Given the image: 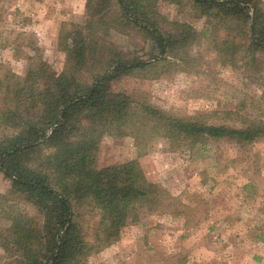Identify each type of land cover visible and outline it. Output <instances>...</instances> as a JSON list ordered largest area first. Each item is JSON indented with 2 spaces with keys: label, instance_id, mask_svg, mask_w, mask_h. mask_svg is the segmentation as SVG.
Wrapping results in <instances>:
<instances>
[{
  "label": "trees",
  "instance_id": "obj_1",
  "mask_svg": "<svg viewBox=\"0 0 264 264\" xmlns=\"http://www.w3.org/2000/svg\"><path fill=\"white\" fill-rule=\"evenodd\" d=\"M161 1L190 4L196 17L205 18L204 29L169 20L159 9ZM85 8L86 25L62 28L64 70H52L39 59L25 76L12 73L0 80L8 102L0 123L10 131L0 136V174L41 216L15 215L0 234L6 264H84L120 240L122 230L138 220L140 207L154 211L161 206L163 187L148 179L137 160L98 165L106 136L133 134L141 140L152 129L192 145L228 140L244 146L264 139V120H244L239 126L211 123L114 89L123 76L164 62L187 69L200 34L221 65L256 64L264 58V0H86ZM110 29L136 33L154 52L146 58L117 51L106 39ZM84 71H90V80L80 78ZM86 202L99 209L93 239L74 212ZM259 238L264 241V235Z\"/></svg>",
  "mask_w": 264,
  "mask_h": 264
},
{
  "label": "rangeland",
  "instance_id": "obj_2",
  "mask_svg": "<svg viewBox=\"0 0 264 264\" xmlns=\"http://www.w3.org/2000/svg\"><path fill=\"white\" fill-rule=\"evenodd\" d=\"M86 0H0V80L25 76L39 59L58 72L68 64L59 40L66 28L87 24ZM159 9L169 20L192 23L200 32L205 18L190 4L167 1ZM102 32L100 31L99 34ZM107 41L117 51L148 58L154 52L136 33L109 30ZM203 35L191 47L187 69L164 62L154 69L125 75L114 89L134 100L184 117L239 126L264 120V58L239 67L221 65ZM158 75V76H157ZM90 80V71L80 74ZM0 88V112L7 98ZM15 104L12 102V106ZM24 110V108H21ZM10 132L0 123V136ZM145 139L133 134L106 136L98 165L137 160L149 180L164 189L161 206L140 207L138 220L127 225L116 243L91 254L84 264H264V139L241 145L208 140L196 145L170 140L149 129ZM76 220L90 239L99 209L92 203L74 208ZM41 219L37 208L12 190L0 174V234L18 214ZM7 255L0 246V264Z\"/></svg>",
  "mask_w": 264,
  "mask_h": 264
}]
</instances>
